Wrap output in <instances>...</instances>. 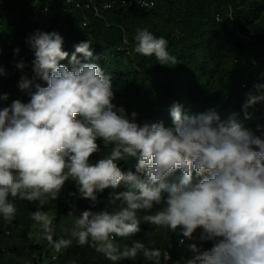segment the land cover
I'll return each instance as SVG.
<instances>
[{
    "label": "clouds",
    "instance_id": "9594fccd",
    "mask_svg": "<svg viewBox=\"0 0 264 264\" xmlns=\"http://www.w3.org/2000/svg\"><path fill=\"white\" fill-rule=\"evenodd\" d=\"M138 2L145 8L155 6ZM134 39L135 53L154 56L161 65L178 63L167 49L168 41L147 28L138 29ZM27 42L34 50V75L22 76L19 88L34 86L35 91L30 92V102L15 100L0 109V214L5 221L11 222L17 211L9 197L38 202L31 217L42 226L43 238L55 252L75 240L112 264L135 260L140 253L160 264L162 255L171 259L167 251L138 240L121 248L116 238L138 233V213L151 212L163 200L164 206L144 215L143 221L157 230L179 229L189 240L202 229L199 239L214 241L204 251L189 244L196 254L186 264H264V139L235 120L221 122L215 111L184 116L179 104L170 109L172 126L140 125L134 122L135 112L130 120L125 109L113 103L112 76L97 63L77 59V54L92 58L89 41L75 46L71 69L59 63L69 54L57 32L37 30ZM17 67L23 70L26 65L20 62ZM256 87L264 89V85ZM262 100L264 93L249 94L245 108ZM98 138L115 147L107 158L90 163L99 150ZM127 158L138 161L135 173L118 166ZM177 172V180L170 181ZM193 172L200 177L196 183ZM69 179L83 198L93 202L97 193L112 189L108 204L114 210H84L71 229H65L67 238L54 240L53 218L40 209L58 198ZM121 184L127 190L117 191ZM179 243L183 245L184 239Z\"/></svg>",
    "mask_w": 264,
    "mask_h": 264
},
{
    "label": "trees",
    "instance_id": "16d2710c",
    "mask_svg": "<svg viewBox=\"0 0 264 264\" xmlns=\"http://www.w3.org/2000/svg\"><path fill=\"white\" fill-rule=\"evenodd\" d=\"M142 1H152L155 6L146 11L137 5L127 7L121 0H92L98 9L97 16L93 8L81 14L66 0H51L49 6L40 9L34 0H0V27H3L0 29V68L3 69L0 97L6 96L0 98V109L15 100L30 102L34 86L29 90L19 88L22 76L32 79L34 75L35 56L28 38L37 30L57 32L63 38V50L69 54L59 63L70 69L75 46L91 43L92 58L86 60L77 54V59L81 63H97L112 76L113 103L123 107L130 120L135 112L134 122L140 125L163 122L170 127V109L179 104L184 116L215 111L221 122L235 120L243 129L264 139V100L245 108L249 94L264 93V89L258 91L256 87L264 85V0ZM105 4L111 7L104 9ZM44 8L47 12H43ZM144 28L168 41L169 53L178 60L175 66L161 65L154 56L134 52V37L138 29ZM20 62L26 65L23 70L17 67ZM37 82L46 86L42 81ZM157 91L163 92L164 103L160 106L154 100ZM97 144L99 150L90 157V163L107 158L115 147L105 145L102 138H98ZM117 163L122 171L135 173L138 162L133 166H128L125 160ZM179 175L177 172L170 181H176ZM199 179L193 172V183ZM123 190L127 186L121 184L117 191ZM71 191H77L76 199L69 195ZM112 191L105 189L97 193L93 202L81 196L75 181H66L58 198L42 208L51 210L54 216L53 239L67 238L65 229H71L74 218L84 210L113 211V206L108 204ZM162 196L166 198L167 193L163 192ZM9 199L17 211L11 222L0 214V264H112L103 254L90 246H80L75 240L69 248L55 252L43 238V229L40 239L32 236L37 222L31 214L38 209V202ZM163 206L162 200L151 212H139L140 231L128 238L117 237L116 243L123 248L138 240L146 247L167 251L171 259L165 260L162 255L160 264H186L196 254L188 248L191 243L204 250L213 246L214 241L199 239L202 229H197L193 239L181 245L179 241L183 237L179 229L175 233L167 228L157 230V226L143 221L144 215L154 214ZM117 264L155 262L144 259L140 253L135 260L123 259Z\"/></svg>",
    "mask_w": 264,
    "mask_h": 264
},
{
    "label": "built area",
    "instance_id": "2783aa9c",
    "mask_svg": "<svg viewBox=\"0 0 264 264\" xmlns=\"http://www.w3.org/2000/svg\"><path fill=\"white\" fill-rule=\"evenodd\" d=\"M66 2L71 5L75 10H78L79 12L81 13H84L86 10L88 9H91L93 8L96 12L95 14L98 16V9H97V6L92 2V0H89L87 2V0H66ZM122 4L127 6V7H131V6H134V5H137V6H140L142 8H144L146 11L150 10L151 8L153 7H148V8H145L143 7L139 2L138 0H121ZM141 2H146V3H153L152 1H142ZM104 9H109V8H106L105 5L103 6ZM43 12H47V8H44L43 9ZM87 25V21H86V17H83V26H86ZM69 195L73 198V199H76L78 197V193L77 191H71L69 193ZM184 239V242L189 240L187 238H183Z\"/></svg>",
    "mask_w": 264,
    "mask_h": 264
},
{
    "label": "rangeland",
    "instance_id": "374dc122",
    "mask_svg": "<svg viewBox=\"0 0 264 264\" xmlns=\"http://www.w3.org/2000/svg\"><path fill=\"white\" fill-rule=\"evenodd\" d=\"M51 0H34V5H37V9H40V6H49L51 3ZM82 14V13H81ZM73 19V17L71 16V20ZM3 27H0V29H2ZM154 100L156 102V105L160 106L164 103V97H163V92L162 91H157L156 94L154 95ZM125 162L128 166H133L135 163H137L138 161L135 158H127L125 159ZM167 193V192H164ZM42 211H46L48 213V215L50 217H54L52 215L51 210H47V209H41ZM42 229V226L38 223L35 224L34 228H33V233L32 236L35 237V239H40V231ZM199 248V246H198ZM201 251H204V248H199Z\"/></svg>",
    "mask_w": 264,
    "mask_h": 264
}]
</instances>
